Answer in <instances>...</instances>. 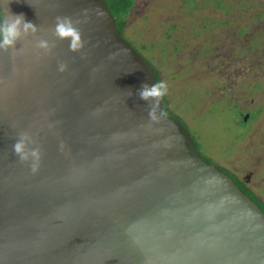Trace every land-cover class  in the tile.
I'll return each mask as SVG.
<instances>
[{
	"label": "water",
	"instance_id": "water-1",
	"mask_svg": "<svg viewBox=\"0 0 264 264\" xmlns=\"http://www.w3.org/2000/svg\"><path fill=\"white\" fill-rule=\"evenodd\" d=\"M0 11L39 29L0 51V264H264V212L163 100L149 121L138 93L154 67L104 0H0ZM57 17L80 29V52L54 38ZM21 132L41 149L36 174L12 151Z\"/></svg>",
	"mask_w": 264,
	"mask_h": 264
},
{
	"label": "rangeland",
	"instance_id": "rangeland-1",
	"mask_svg": "<svg viewBox=\"0 0 264 264\" xmlns=\"http://www.w3.org/2000/svg\"><path fill=\"white\" fill-rule=\"evenodd\" d=\"M125 35L200 153L264 203V0H135Z\"/></svg>",
	"mask_w": 264,
	"mask_h": 264
},
{
	"label": "clouds",
	"instance_id": "clouds-1",
	"mask_svg": "<svg viewBox=\"0 0 264 264\" xmlns=\"http://www.w3.org/2000/svg\"><path fill=\"white\" fill-rule=\"evenodd\" d=\"M39 29L32 22L26 20L24 14L6 15L0 13V51L15 50L17 44L29 35L35 36ZM52 34L56 40L67 42L69 51L73 53L80 52L84 43L80 29L76 26L70 17H57ZM39 52L47 55L51 52L53 46L47 39H38L35 44ZM61 74L68 70V66L60 62L57 66ZM169 93V86L164 81H157L154 85H143L139 90V96L145 102H148L150 110L148 119L152 123L159 120L155 111V104L162 101ZM62 147V145H61ZM12 151L22 164H27L33 174L39 172L42 153L40 147L29 132H21L12 145Z\"/></svg>",
	"mask_w": 264,
	"mask_h": 264
},
{
	"label": "trees",
	"instance_id": "trees-1",
	"mask_svg": "<svg viewBox=\"0 0 264 264\" xmlns=\"http://www.w3.org/2000/svg\"><path fill=\"white\" fill-rule=\"evenodd\" d=\"M104 2L106 3L109 11L112 13L113 17L115 18L116 21V26L117 29L119 30V32L121 33V35L123 36V38L129 42L126 39V35H125V31L126 28L128 26V17L130 16L132 10L135 7V0H104ZM221 8V6H220ZM198 9V8H197ZM1 13V11H0ZM210 24L206 25L205 27H203L202 29H209ZM130 43V42H129ZM131 44V43H130ZM132 45V44H131ZM133 46V45H132ZM138 51V50H137ZM139 52V51H138ZM140 53V52H139ZM141 54V53H140ZM142 55V54H141ZM145 58V57H144ZM146 59V58H145ZM147 60V59H146ZM148 61V60H147ZM151 65L152 63L150 61H148ZM153 66V65H152ZM154 67V66H153ZM156 76L158 81H161V76L159 71L157 70L156 67H154ZM163 107H164V112L167 116L174 118V119H179L181 120L178 116H176L170 109H169V101L167 99V96L164 97L163 99ZM252 118L249 119V122L251 121ZM182 121V120H181ZM248 122V123H249ZM183 125L186 127V125L184 124V122L182 121ZM242 123H245L243 118H242ZM247 124V123H245ZM187 128V127H186ZM197 145V144H196ZM198 152L200 154V156L210 165L213 164V162H211L210 160L206 159L199 151ZM218 169L225 173L226 175H228L236 184V186L245 194L247 195L250 199H252L264 212V203L257 197V195L252 192L249 187L239 178H237L234 174H232L231 172H229L228 170L221 168L219 166H217Z\"/></svg>",
	"mask_w": 264,
	"mask_h": 264
},
{
	"label": "flooded vegetation",
	"instance_id": "flooded-vegetation-1",
	"mask_svg": "<svg viewBox=\"0 0 264 264\" xmlns=\"http://www.w3.org/2000/svg\"><path fill=\"white\" fill-rule=\"evenodd\" d=\"M247 116H249V118H248V121L247 122H245V123H248L249 122V119L251 118V115L249 114V113H246V114H244L243 112H242V114H241V117L243 118V120H245V118L247 117ZM257 118V117H256ZM189 131V130H188ZM198 149V148H197ZM247 186H248V182H247V180L246 179H244V180H242Z\"/></svg>",
	"mask_w": 264,
	"mask_h": 264
}]
</instances>
